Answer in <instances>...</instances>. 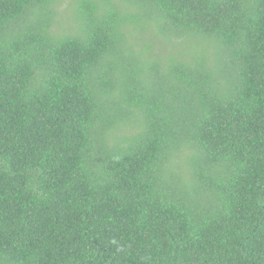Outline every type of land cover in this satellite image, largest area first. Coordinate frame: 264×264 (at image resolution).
Returning <instances> with one entry per match:
<instances>
[{
	"label": "trees",
	"instance_id": "obj_1",
	"mask_svg": "<svg viewBox=\"0 0 264 264\" xmlns=\"http://www.w3.org/2000/svg\"><path fill=\"white\" fill-rule=\"evenodd\" d=\"M57 1L0 0V264H264V0Z\"/></svg>",
	"mask_w": 264,
	"mask_h": 264
},
{
	"label": "rangeland",
	"instance_id": "obj_2",
	"mask_svg": "<svg viewBox=\"0 0 264 264\" xmlns=\"http://www.w3.org/2000/svg\"><path fill=\"white\" fill-rule=\"evenodd\" d=\"M76 1L77 0H58L56 5L59 6L58 8H60L61 10L64 11L63 14H67V13H72L73 6H74V4H76ZM60 24L61 23H57L56 26H58ZM179 163L184 167V172H185V167H188L189 165L184 160H182L181 158L179 159Z\"/></svg>",
	"mask_w": 264,
	"mask_h": 264
}]
</instances>
